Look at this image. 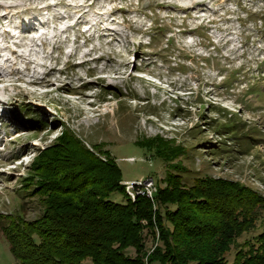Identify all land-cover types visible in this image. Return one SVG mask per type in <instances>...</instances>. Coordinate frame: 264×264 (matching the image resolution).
<instances>
[{
  "label": "rangeland",
  "instance_id": "1",
  "mask_svg": "<svg viewBox=\"0 0 264 264\" xmlns=\"http://www.w3.org/2000/svg\"><path fill=\"white\" fill-rule=\"evenodd\" d=\"M0 2L17 5L5 29L18 34L0 38V264H22L4 233L45 211L25 180L39 168L54 174L66 135L116 160L124 183L153 179L165 189L172 175L180 189L244 191L260 219L237 244L257 247L264 0H206L190 9L177 0ZM156 141L160 155L139 144Z\"/></svg>",
  "mask_w": 264,
  "mask_h": 264
},
{
  "label": "trees",
  "instance_id": "2",
  "mask_svg": "<svg viewBox=\"0 0 264 264\" xmlns=\"http://www.w3.org/2000/svg\"><path fill=\"white\" fill-rule=\"evenodd\" d=\"M62 141L54 174L45 173L50 166L39 168L25 180L34 183L45 211L4 233L17 262L146 264L149 255L148 264H230L231 256V264H264V233L253 239L257 247L237 244L260 219L258 203H249L244 191L180 189L171 175L170 187L158 189L153 203L145 197L132 202L116 160L100 159L73 136ZM139 144L161 153L157 141ZM117 193L124 202L112 198ZM156 231L159 242L149 254Z\"/></svg>",
  "mask_w": 264,
  "mask_h": 264
},
{
  "label": "bare ground",
  "instance_id": "3",
  "mask_svg": "<svg viewBox=\"0 0 264 264\" xmlns=\"http://www.w3.org/2000/svg\"><path fill=\"white\" fill-rule=\"evenodd\" d=\"M169 2H171L172 0H168ZM205 1L206 0H177V3L178 2H181V3H186V5L184 6V5H181V7H184V8H186V9H190V8H192L194 5L196 6L197 4L199 5V6H203L204 4H205ZM21 2V1H20ZM23 2H24V0H23ZM17 4V3H16ZM179 5V4H178ZM16 6L17 5H4L3 3H1L0 2V10H4V11H6V12H4L2 15H0V38H7V37H11V38H14L16 35H18V34H16V33H12V32H10V31H8V30H6L5 29V25H6V21L8 22H10V20H11V17H10V15L11 14H13V10L14 9H16L17 10V8H16ZM21 6V5H20ZM53 6H54V3H53ZM194 6V7H195ZM179 8V7H178ZM19 10V9H18ZM13 11V12H12ZM12 12V13H11ZM16 13V12H15ZM37 13V12H36ZM17 15V14H16ZM19 15V14H18ZM23 15V14H22ZM36 15V14H35ZM12 16V15H11ZM14 17H15V15H13ZM25 16V15H24ZM23 16V17H24ZM33 16V15H32ZM30 18H31V16H30ZM21 20V19H20ZM33 20H34V18H33ZM36 20V19H35ZM21 22V21H20ZM34 22V21H33ZM30 23H32V22H30ZM10 25H8V27L10 28H12V21L9 23ZM34 25V24H33ZM23 27V26H22ZM20 28V30H21V27H19ZM2 30H3V32H2ZM27 30V29H26ZM30 30V29H29ZM24 32H26L25 30H24ZM13 34V35H12ZM21 34H25V33H21ZM28 34V33H27ZM27 34H25V36H27ZM22 36V35H21ZM7 42V41H6ZM2 50L4 51L5 49H3L2 48ZM2 51H0V53H1ZM64 88V86H62V89Z\"/></svg>",
  "mask_w": 264,
  "mask_h": 264
},
{
  "label": "built area",
  "instance_id": "4",
  "mask_svg": "<svg viewBox=\"0 0 264 264\" xmlns=\"http://www.w3.org/2000/svg\"><path fill=\"white\" fill-rule=\"evenodd\" d=\"M125 192L132 202H136L137 198H147L154 202L155 195L157 194V185L153 179H146L143 181H134L132 183H124Z\"/></svg>",
  "mask_w": 264,
  "mask_h": 264
}]
</instances>
